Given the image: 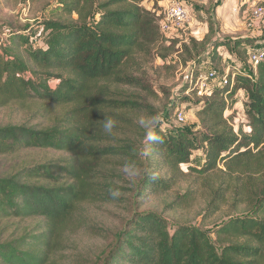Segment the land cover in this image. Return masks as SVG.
I'll return each instance as SVG.
<instances>
[{"label":"trees","instance_id":"obj_1","mask_svg":"<svg viewBox=\"0 0 264 264\" xmlns=\"http://www.w3.org/2000/svg\"><path fill=\"white\" fill-rule=\"evenodd\" d=\"M144 1L56 0L58 13L39 24V33L31 25L3 32L0 109L43 102L66 111L49 125H0V157L60 154L0 170V219L32 222L0 239V264H264V61L256 68L249 63V51L264 40L232 44L218 32L212 39L209 24L203 39L167 38L161 9H147ZM222 47L240 58L243 53L251 73H237L229 85L199 96L201 68L183 88L199 99L200 129L165 134L155 127L159 141L146 144L138 120L148 106L136 92L147 86L136 73L142 57L166 60L177 53L186 67L202 56L223 60ZM239 91L248 96L249 132L236 131L226 116ZM105 116L116 121L111 135L102 128ZM195 150L202 151V166H190L189 173L209 192L204 220L230 210L214 228L215 240L203 226L172 225L157 210H141L145 200L170 192L189 174L182 165L190 164ZM125 163L137 169L131 179ZM117 188L120 195L113 198L110 190ZM194 193L188 188L169 210L189 204ZM83 203L125 209L121 226L95 258L69 254L72 231L87 224L78 214Z\"/></svg>","mask_w":264,"mask_h":264},{"label":"rangeland","instance_id":"obj_2","mask_svg":"<svg viewBox=\"0 0 264 264\" xmlns=\"http://www.w3.org/2000/svg\"><path fill=\"white\" fill-rule=\"evenodd\" d=\"M190 9L193 27H198L202 23L209 24L213 28L214 34L222 32L226 29V23L217 20L214 15L217 9L218 2L223 0H181ZM159 0H145L143 5L147 9L159 6ZM236 9H230L231 6L225 9V20L231 16V21H226L229 26L227 29L231 32V37L228 38L234 43V40L239 42H247V37L253 36L254 31L248 29V24L255 21V17H264V0H251L249 3L238 2ZM243 3V4H242ZM256 9L262 10L261 16H256L254 11ZM59 8L56 0H0V34L10 29H24L26 26H33L35 33H39L41 26L39 25L44 19L56 16ZM160 14V13H159ZM213 18V19H212ZM234 18V19H233ZM203 25V24H202ZM227 30V31H228ZM167 38L173 33L162 32ZM172 34V35H171ZM169 36V37H168ZM250 42H254L255 39ZM213 45H210V48ZM223 60L212 62L210 56H202L195 62H191L184 67L179 62V55L172 54L166 60L154 56L142 57L141 65L136 70L137 74L143 75L146 81V89H137L136 92L140 94L147 103V108L140 117L154 118L155 127L162 128L165 134L176 132L180 128H189L193 131L199 130V119L196 116V109L199 99L194 96L191 91L183 92V88L189 85L192 77L200 73V69L208 70L213 65L222 69L224 64H229L234 70L251 73L250 66L243 58V53H240L241 58L234 52H230L231 56L225 57L223 52L228 51L223 47L220 49ZM226 58L227 62L224 61ZM228 58V59H227ZM240 59V60H239ZM55 84V83H53ZM120 88L122 91L135 92V89L129 87H121L113 85L112 88ZM246 92L239 91L233 105L226 112V116L231 120L236 131L240 129L245 132L250 131L248 119L246 115ZM66 108L64 106H51L43 102H28L25 105L13 103L7 107L0 109V125L6 124H22L29 123L31 125H49L53 124L54 120L63 116ZM182 111L186 115V121L182 124L176 120V112ZM139 117V118H140ZM146 148H143L142 153L145 154ZM58 153L45 154L43 152H29L23 153L18 158L0 157V170L3 168H10L14 165H21L25 162L40 161L43 158L58 157ZM203 162V154L201 150H195L190 164L182 165L185 172L189 173V167H201ZM196 175L189 173L183 177V180L175 185V187L168 193L159 196H152L144 201L141 210L154 209L165 216L169 222L174 225L176 220L187 221L192 225L203 226L210 231V236L215 240L216 236L213 233L214 228L228 219L229 208L224 207L214 217L204 220L203 216L207 204L208 190L205 184L200 179L196 182ZM124 184L123 180L120 182ZM191 188L195 190L194 199L188 201L181 207H176L169 210V205H173L175 200H178L179 195L186 193V190ZM175 204V203H174ZM174 206V205H173ZM82 211L85 215H82ZM125 209L116 206L115 204H98V203H83L78 208L79 216H84L86 225L77 227V230L72 231L71 241L72 249L69 254L78 256L84 253L86 257L95 258L98 253L107 244V238L111 233L121 226L123 217L126 215ZM77 218V216H76ZM79 224L81 221L77 218ZM31 221H17L0 219V239H6L11 236H16L22 233L23 229L31 225ZM76 225H78L76 223ZM68 263V261L60 262L58 264Z\"/></svg>","mask_w":264,"mask_h":264},{"label":"built area","instance_id":"obj_3","mask_svg":"<svg viewBox=\"0 0 264 264\" xmlns=\"http://www.w3.org/2000/svg\"><path fill=\"white\" fill-rule=\"evenodd\" d=\"M160 26L162 32H167L169 29H185L192 23L190 9L181 0H167L161 11ZM256 16H261L262 10L254 11ZM257 18V17H255ZM7 34H0V47L6 43ZM264 61V46L254 47L249 51V63L253 68H256ZM243 71L234 70L229 64H224L220 70L215 67L202 70L196 80V89L199 96L209 95L213 89L222 88L229 85L237 73ZM246 73V72H243ZM176 120L182 124L186 121V115L182 111L176 112Z\"/></svg>","mask_w":264,"mask_h":264},{"label":"crops","instance_id":"obj_4","mask_svg":"<svg viewBox=\"0 0 264 264\" xmlns=\"http://www.w3.org/2000/svg\"><path fill=\"white\" fill-rule=\"evenodd\" d=\"M166 1L167 0H159V2H158L159 6L163 7L165 5ZM240 1H242L243 3H249L251 0H223L221 5H219L217 7V9L215 11L216 15H214V16L216 17L217 20H221V22L224 21L226 23V29L223 28V30H222L224 35L221 34L220 32H218L219 36L225 37V38H233L230 36V34H232L233 32H231L227 29V26H229V24H227V22H226L228 20L231 21L232 16L229 19L225 20V18H224L225 13H226L225 9L227 7H229V5L230 6L232 5L230 9L234 8V10H235L237 4H239L238 2H240ZM202 24L199 25L198 27H193V28L191 25L190 27L185 28V29H178V30L169 29L167 31V33H173V35L171 34L172 36H170V37H172V38L178 37L181 40H187L190 36L196 37L198 39H203L206 36V34L208 33V26H207V24H206V26L204 23H202ZM248 29H252L254 31L253 36H250V37L255 38V39L264 40V17L256 18L254 22L248 24ZM223 55L225 57H229V56H231V53L225 50V52H223ZM247 98H248V96L246 93L245 99L247 100Z\"/></svg>","mask_w":264,"mask_h":264},{"label":"clouds","instance_id":"obj_5","mask_svg":"<svg viewBox=\"0 0 264 264\" xmlns=\"http://www.w3.org/2000/svg\"><path fill=\"white\" fill-rule=\"evenodd\" d=\"M139 125L145 130V143L146 144H151L153 142H158L159 137L154 134V124H155V119L154 118H145V117H140L138 120ZM116 126V121L109 117L105 116L103 119V131L104 133L111 135L113 132L114 127ZM148 153L145 152V155ZM123 170L125 174L131 179L137 174V169L134 164L132 163H125ZM155 179V175L152 177ZM110 194L113 198H116L120 195L119 189H112L110 190Z\"/></svg>","mask_w":264,"mask_h":264}]
</instances>
